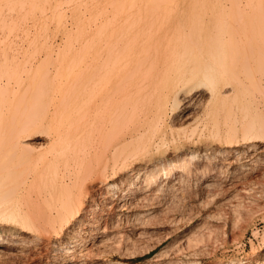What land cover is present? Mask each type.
<instances>
[{
    "label": "bare ground",
    "instance_id": "6f19581e",
    "mask_svg": "<svg viewBox=\"0 0 264 264\" xmlns=\"http://www.w3.org/2000/svg\"><path fill=\"white\" fill-rule=\"evenodd\" d=\"M247 1L248 0H246V3H243L242 0H230L229 2H223L221 0H190L180 3L174 0H160L158 2L148 0L140 5L139 16L136 17L133 23H131L132 25H130V32L133 31V33H130L132 38L126 50L127 60L124 62L122 61L120 66L113 67V65L107 62L108 60L105 61V57L100 53L102 47L107 45V52L110 54L112 50L110 51L109 46L111 45L109 44L112 36L110 34L103 36L101 33H95L92 41L96 46L94 51L95 54L91 57L92 59H87L88 63L86 65L80 68V79L78 82L72 84L61 83V91L57 90V93L50 97L48 96L49 98L45 94L47 107L44 109L47 110H43L44 112L40 110L43 108L40 104L43 102H40L41 99L37 96V91L34 95H31L35 96V100H37H34L36 105L38 102L40 103L37 107L42 113H36L38 112V108H32L36 105L34 106L32 103L33 100L30 101L32 107L29 105V111L34 109L33 111L35 112L33 113L30 111L31 114L28 112L23 116H19L18 122H15L13 127L15 128V132L12 142V148L15 154L6 164H2L3 168L0 169V257H2V248L4 246H9L19 240L16 234L17 232H21L20 234L23 235L22 233L32 232L33 234V231H44L48 233V235H50L49 233L57 234L56 236L58 239V235H60L66 227H72L71 232L68 234V237L71 236L70 238L72 241L70 246L68 244V246H63L58 249L62 254L75 251L73 248L77 246L76 244H72L78 241L82 242V244L78 243L80 244V248L90 241H94L93 243H95V241L97 242V245L94 244L96 245L95 248L91 247L93 243H88L91 245H89L91 248L87 247L88 249L86 251L81 252L80 250H76L78 258L81 260L96 257L100 258V255L107 253V249L114 250L113 247H115L118 252H123L124 250L122 251L121 246L119 247L121 241L118 240L120 242L117 243V240L114 241L113 239L124 238V231L116 228L118 227L116 224L114 226L112 224V220L119 215L118 212L120 211H118V209H121V207L115 203L114 199L117 195L116 189L120 186H126V188L124 187V189H121L120 195L124 203L122 206L126 205V199L129 200L128 198L130 197H138L141 195L140 198H137V201L133 198L136 201L134 203V209H139V207L141 209L137 211L141 213L140 216H137L138 218H142V216L148 218V215L151 214L149 211L154 208L153 206L148 207V205H155L153 203L157 204L160 197L171 190H175L177 186H185L188 182L197 184L202 182L201 179H205L203 188H201L204 191L203 193L211 195L236 189L237 184L233 182L235 181V176L231 175L229 177V175H224L227 168L225 167L226 170H224L223 167L229 166L237 160L231 161L230 157L242 152L241 150L240 152L238 151L237 148L239 146L243 145L254 151L264 145V84L261 82L262 78H264V67H262L264 66V51L261 50V47H259L260 45L258 48L256 46L258 43L257 41H259L258 39H263L264 41V5H261L263 4L262 0H259V2L262 1L261 4L258 3L260 4L259 6H257L258 4L254 3V1ZM5 2L6 1H4V3ZM11 2H15L16 4L17 0H11ZM36 2L35 4H37ZM113 2L114 1L109 3L108 8L113 6L111 4L116 5V3ZM20 4L21 3H19V5ZM11 5L12 4H10V6ZM33 7L31 6V8ZM57 7L59 6H56V9ZM21 9L24 8L21 7ZM24 12L26 13L27 11L25 10L23 13ZM39 12L41 13L40 10ZM256 12L259 13V15L257 14L258 17H255V15L253 16ZM57 13H59V11ZM182 13L189 14V16L178 15ZM27 14L28 13H26V15ZM35 16L36 14L34 17ZM22 18L23 16L21 19ZM107 20L105 21L107 22ZM84 21L86 22V20ZM50 22L56 23L53 20ZM102 23L103 22H101V24ZM97 25L99 24L97 23ZM35 28L37 29V26ZM29 29L32 30V27ZM100 29L102 28L100 27ZM41 31L43 32V29ZM8 32L9 34L12 33L7 30V33ZM19 32L21 35V31ZM34 33L36 34V32ZM175 33L180 37L182 35H187L189 39L183 43L184 46L180 44V48L176 49L170 57H164L160 52L153 54L148 52L161 45L168 37H171L168 35H175ZM204 33H215L214 38H218L217 40L214 39L216 44L219 42V44L221 43L222 45L223 40L229 39L230 41L228 42L227 40L228 44H226L227 46L230 45L228 50L223 47L224 45L212 49L208 45V50L201 51L206 48L204 45V48L201 46L200 51L196 50L198 49L195 48L197 45L195 46L194 42H192L190 35L202 37ZM180 37L177 39H180ZM89 39L91 40V38ZM22 40L23 39H21V41ZM237 40L239 42L241 40L243 41L241 42L242 48L245 47L248 41L246 45L248 50H238L240 49V43H238ZM244 41L245 45L243 46ZM263 41L262 43L260 41L261 45L264 44ZM89 42L91 43V41ZM115 42L117 43V41ZM27 43H25V46ZM121 43L119 45H121ZM112 44H114V42ZM253 44H255L256 48ZM215 45H213V47ZM217 46L218 44L216 47ZM248 47L253 48L249 49ZM263 47L264 45L262 48ZM34 52L36 51L34 50L33 54ZM115 53H117V50ZM114 57L116 59V56ZM30 63L33 64L31 61ZM132 63H134V65H131ZM36 67L34 66V68ZM39 69H41V67H39ZM34 71L35 70H33V72ZM35 75L33 77L34 79L36 77ZM14 80L15 82L17 81L16 77ZM19 82L17 84H19ZM2 84L3 82H0V86H2ZM45 84L47 85L46 82ZM42 88H39L38 92L43 94L42 91L45 88H43V90ZM70 90H76L78 93L77 96H70L68 94ZM42 96H44V94L41 95V98ZM30 98L32 99V97ZM201 101V112H198H200V115H204V117L201 115L204 119L201 118L203 121L201 120L202 125L199 128L198 125H195V131H198L197 128L201 130L196 140L208 134L205 136L208 141L206 140V142H203L205 146L203 145L204 147H200L197 141L194 139L189 140L187 136H185L187 138H184V141H177L179 135L177 134L178 136L175 137L177 139H175L173 136L175 133H171V131L175 130L173 129L174 125L172 124V119L178 115L184 122L189 120L193 112H191V110L197 107L196 105ZM43 106H45V104H43ZM2 109L4 108L2 107ZM24 116L25 118L22 119ZM73 116H75V118L78 117V119L80 117L81 121L78 119L72 121ZM82 116L84 119L85 117L89 119L82 120ZM92 117H103V120L94 121ZM104 117H106L105 120ZM123 117H125L126 120H122ZM198 118L200 117L198 116L196 119ZM90 119H92V121H90ZM190 122L192 123V120ZM197 123L199 122H196V124ZM119 126H122L123 129L114 132ZM178 131L179 130H177V132ZM168 132L173 136L171 144L168 140L165 141L168 138ZM192 133L190 132V134L187 135H191ZM195 134L197 133H194V135ZM181 135L183 136L185 134ZM194 135H192V137ZM168 139H170V137ZM260 142L262 144H260ZM159 146H161V148ZM162 147L163 151L171 149L173 154L170 156L168 155L169 157L160 160V162L156 164L141 165L145 157H147L148 152L151 153L152 150H161ZM181 147L186 148L180 150L179 148ZM214 159L216 162L220 161L223 167L218 166L217 168L213 163L203 164L200 168L197 166L203 161L206 162L207 160H211L212 162ZM244 169L246 168L244 167L241 169L242 173ZM250 169H252V167ZM216 171L218 172L217 176L209 175V173H215ZM247 172H249V170ZM262 172L264 171L262 170ZM227 173H229V171ZM177 174H179L178 177L174 178ZM249 174L251 173L249 172L248 175ZM263 174L264 173H262V176H264ZM262 180L264 181V179ZM256 181L258 180L256 179L254 183H256ZM247 183L245 185H247ZM239 185L242 184L240 183ZM243 188H245V186ZM103 193L107 195L108 193H112L106 198L107 200L104 199V203L112 202L113 204L108 207V209L103 207L104 209L102 208L100 212H96L100 202L97 201L99 200L97 197L102 196ZM233 193L234 192L230 194L232 195ZM239 193L240 191L237 194ZM165 196H167V194ZM162 199L161 202L163 201ZM96 201L98 203H96ZM91 202H94V204H91ZM245 206L247 207V205ZM230 207H233V205ZM102 220L106 221L104 225L102 224L103 226L101 225ZM144 220L145 221L142 220L143 224L148 223V219ZM135 222L137 223V221ZM3 224H6L7 227ZM147 226L137 228L139 230V237L150 232V229L153 230V227L148 228ZM85 234H87V236H85ZM31 236L32 235H30V237ZM50 236L52 237V235ZM43 244L41 243V245ZM182 248L181 251L177 252V255L182 252ZM47 250L45 252H47ZM116 250L112 252H116ZM123 253H125V251ZM11 256L13 257V255ZM74 256L76 255L74 254ZM52 258L54 259V257ZM156 262L157 260L155 263ZM170 262L169 264H172V262ZM185 263L187 262L185 261ZM38 264H40V262ZM256 264H264V260L258 263L256 262Z\"/></svg>",
    "mask_w": 264,
    "mask_h": 264
},
{
    "label": "rangeland",
    "instance_id": "374dc122",
    "mask_svg": "<svg viewBox=\"0 0 264 264\" xmlns=\"http://www.w3.org/2000/svg\"><path fill=\"white\" fill-rule=\"evenodd\" d=\"M4 1H6V2L4 3ZM12 1H16V0H12ZM36 1H38V2H36ZM51 1H52V3H51ZM112 1H114L113 3H116V5L111 4L113 6L112 7L110 6V8H108L109 3ZM146 1H148V0H99V1L98 0H65V1L64 0H60V1L59 0H17V2L15 4V2H11V0H8V1L7 0H0V13H1L0 14V44H1V46H0V82L1 83L3 82L2 86H0V169L3 168L2 164H6V162L9 159H11L15 154V152L13 151V148H12L13 136H14V132H15V128H13V127L15 125V122L16 121L18 122V120L20 118L19 116H23V115L27 114L28 112H29V114H31L30 111H32L34 113L35 111H33V110L36 109L37 106H39L38 104H40L38 102L36 105L35 101H37V100H35L36 99L35 96H31V95H34L35 92L37 91L38 95L37 94L36 95L40 97V99H41V100L39 99L40 102L41 101L43 102L42 104H40V105H42L43 108L40 110L45 111V110H47V109H44L45 107H47L45 94L47 97L48 96L50 97L51 95L56 94L57 90L61 91L60 90L61 85H62L61 83H71L72 84V83L78 82V80L80 79V71H81L80 68L83 67L84 65H86L88 63L87 59L88 58L92 59L91 57L95 54L94 51H95L96 46L92 42L95 33H101L103 36H107L108 34H110L112 36L110 39L111 42L109 44V45H111V46H109V49H110V51L112 50L110 52V54H109V52H107L108 51L107 50L108 48H106L107 45H104L102 47V50H100V53L103 57H105L104 58L105 61L108 60L107 62L110 63L111 65H113V67L120 66L122 64V61L124 62L127 60L126 59V50H127L128 44L131 42L130 39L132 38V35L130 33H133V31L130 32V25H132L131 23H133L134 19L139 16L140 5H142ZM154 1L158 2L160 0H158V1L154 0ZM161 1H167V0H161ZM169 1H172V0H169ZM174 1L182 3L183 1L188 2L190 0H174ZM221 1L229 2L230 0L229 1L228 0H221ZM248 1H254V3H256V4H258V3L261 4V2L263 1L262 2L263 4H261V5H264V0H262L260 2H259V0H258V2H257V0H248ZM27 2L28 3L30 2V3L28 4ZM35 2L37 4H35ZM242 2L246 3V0H242ZM19 3H21V4L19 5ZM57 3H59V4H57ZM10 4H12L11 5L12 7L10 6ZM33 4H34V7H33ZM260 4H258L257 6H259ZM31 6L33 8H31ZM56 6H59V7H57V9H56ZM72 6H74L75 8ZM1 7H2V9H1ZM14 7H16V8H14ZM21 7L24 9H21ZM36 7L38 10L36 9ZM91 7H92V9H91ZM89 8H90V11H89ZM93 8H94V10H93ZM3 9H4V12H3ZM9 9H11V10H9ZM55 9H56V12H55ZM22 10L23 11L26 10L27 11L26 13H28V14L26 15V13L25 12L23 13ZM39 10L41 11V13L39 12ZM60 10L62 13L60 12ZM106 10H108V11H106ZM58 11H59L60 15H59V13H57ZM53 13H55V14H53ZM24 14H25V16H24ZM35 14L38 18L36 16L34 17ZM43 14H44V16H43ZM257 14L259 15V13L256 12V14H253V16L255 15V17L256 16L258 17ZM2 15L3 16L5 15V16L3 17ZM41 15H42V17H41ZM92 15H94V16H92ZM178 15L179 16H189V14H185V13L178 14ZM11 16H12V18H11ZM22 16L24 19L23 18L21 19ZM58 16H59V19H58ZM15 17H16V19H15ZM19 17H20V19H19ZM25 17L28 18L29 20L26 19ZM52 17H53V19H52ZM107 17H108V20H107ZM45 18L47 19V22H46ZM103 18H104V20H103ZM20 20H23V21H20ZM24 20H25V22H24ZM52 20L55 21L56 23L50 22ZM84 20H86V22ZM105 20H107V22ZM15 21H17V22H15ZM94 21H95V23H94ZM48 22H50V23H48ZM101 22H103V23L101 24ZM97 23L99 25H97ZM10 24H12V25H10ZM51 24H52V26H51ZM19 25H21V26H19ZM27 25H28V27H27ZM49 25H50V27H49ZM83 25H85V26H83ZM36 26H37L38 30L35 28ZM15 27L18 29H16ZM22 27H23V29H22ZM31 27H32V30L29 29ZM87 27H89V28H87ZM100 27L102 29H100ZM122 27H123V29H122ZM95 28H97V29H95ZM12 29H15V30H12ZM42 29H43V32L41 31ZM85 29H87V30L90 29L91 31L88 30V32H87V30H85ZM111 29H113V30H111ZM7 30L12 32V33H10L11 35L9 34V32L7 33ZM19 31H21V33H22L21 35H20ZM15 32H16V34H15ZM34 32H36V34ZM53 32H54V34H53ZM91 33L92 34L94 33V34L92 35ZM71 34H72V36H71ZM30 35H31V37H30ZM47 36H49V37H47ZM168 36H171V37H168V39L165 40L163 43H161V45H159L158 47H156L154 49H151V51H148V52L152 53V54L160 52L161 55H163L164 57H170V55H172V53L174 51H176V49L180 48L179 47V46H181L180 44H183L186 40L189 39V36L182 35L180 37V36H177V33H175V35H168ZM211 36H213V37H211ZM214 36H215V33H213V34L212 33H204V35H202V37L190 35V39L192 40V42H194L195 46L197 45L195 48H198V49H196L198 51L201 50V46L204 48V45L206 46V48H204V49L202 48L203 50H201V51L208 50L209 47H211V49L212 48H219L222 45H224L223 47H225L226 50H228L230 45L227 46L226 44H228V42L230 40L225 39V40H223V42L220 41V42H222V45H221V43L219 44V42H218L217 43L218 46L216 47L217 44L215 43L214 39L217 40L218 38L217 37L214 38ZM13 37H14V39H13ZM35 37H36V39H35ZM178 37H180V39H177ZM89 38H91V40ZM21 39H23V40L21 41ZM193 39H195V40H193ZM202 39H204V40H202ZM8 40H9V42H8ZM13 40H14V42H13ZM211 40H212V43H214V44L211 43ZM227 40H228V42H227ZM258 40H259V41H257L258 43L256 42L257 48L260 45L259 47H261V50L264 51V49H263L264 47L262 48V46L264 44L261 45L263 39H261V40L258 39ZM89 41H91V43ZM115 41H117V43ZM260 41H261V43H260ZM82 42H83V44H82ZM113 42H114V44H112ZM202 42H204V43H202ZM241 42H243V41L242 40L240 42L238 41V43H240V45H239L240 49H238V50L247 49L246 45H247L248 41L246 42V45H245V41L243 43V46L245 45L246 48L245 47L242 48ZM25 43H27L26 46H25ZM61 43H63V44H61ZM120 43H121V45H119ZM207 43H209V44H207ZM85 44L87 45V47ZM255 44H253V46H255ZM208 45H209V47H208ZM213 45H215V46L213 47ZM55 46H56V48H55ZM183 46H184V44H183ZM256 46H255V48H256ZM88 47H90V48H88ZM117 47H118V49H117ZM252 48L250 47L249 49H252ZM28 49H29V51H28ZM103 49H105V50H103ZM34 50L36 52H34V54H33ZM116 50H117V53H115ZM26 52H28V53H26ZM35 53H36V55H35ZM114 56H116V59ZM46 57H48L49 59ZM56 58H57V60H56ZM263 58H264V56H263ZM27 61H28V63H27ZM30 61L33 64H31ZM27 64H29V65L31 64L30 65V67L32 66L31 69H30L29 65H27ZM36 65H37V67H36ZM131 65H134V63H132ZM14 66H15V68H14ZM34 66L37 69L34 68ZM39 67H41V69H39ZM262 67H264V66H262ZM33 70H35V71L33 72ZM53 72H54V74H53ZM34 75L36 76L35 79L33 78ZM37 75H39V76H37ZM15 77L17 80L16 82L14 80ZM74 78L77 80H75ZM119 78H120V75H119ZM42 79L47 83L48 86L45 84V82ZM34 80H35V82H34ZM262 80H261V82H262V84H264L263 83L264 78H262ZM32 81H33V83H32ZM57 81H59V82H57ZM18 82H19V84H17ZM4 84H5V86H4ZM42 86H43V88H45L44 90H43ZM3 87H4V89H3ZM39 88H42V90H43V91L41 90L44 94V96H42L43 100L41 98V95H43V94L38 92ZM28 91H29V94H28ZM44 92H46V93H44ZM68 94L72 97H75V96H77L78 93L76 90H70ZM30 97H32V99ZM30 101H32L34 106L35 105L36 106L32 107V103H30ZM201 103H202V101L196 105L197 107H194L196 109L193 108L191 110V112L193 111L191 113L192 114L191 118L187 121L190 122L192 120V123L191 122L189 123L187 121H185L186 122L185 123L182 119H180L178 117V115H176L172 119L173 121L171 120L172 124L174 125L173 129H175V130L171 131V133L174 132L176 134V136H175V134L173 135L174 138L179 135L177 137L178 139L175 138V139H177V141H184L188 137L189 140L194 139L195 141H197L198 145L200 147L205 146L203 142H206V140L208 141V139L205 137L208 134L203 136L205 138L202 137L203 138L202 139L199 136L200 139L196 140L198 135L200 134L199 131H201L198 128L202 125V121H203L202 119H204V118H202V116L204 117V115L203 114H201L202 116L200 115L201 108H202ZM43 104H45V106H43ZM29 105L34 109L29 111V107H30ZM2 107L4 109H2ZM199 108H200V110H199ZM37 111L38 112H36V113H39V112L42 113V111H39V108L37 109ZM198 111H200V112H198ZM198 113H199V115H198ZM194 116H196V117H194ZM198 116L200 118L196 119ZM24 118H25V116L22 117V119H24ZM102 118L101 117H95V118L92 117V119L94 121H96V120L100 121V119H102ZM77 119H78V117H76V118H75V116L72 117V121H76ZM86 119H89V118L85 117V119H84V117H83L82 120H86ZM92 119H90V121H92ZM105 119H106V117H104V120ZM194 119H195V122H194ZM78 120L81 121L80 117ZM122 120H126V118L123 117ZM199 120L200 121L202 120V121L200 122ZM21 121H23V120H21ZM196 122H199V123L196 124ZM195 125L196 126L198 125V128H197L198 131H195L196 130ZM122 129H123L122 126H119L116 128V130H114V132H117V130H122ZM177 130H179L178 131L179 133L185 134V135H183L184 137L181 134H179L177 132ZM190 132L191 133L193 132V133L191 135H187V134H190ZM171 133L168 132L169 136L167 135V137L168 138L170 137V139L165 138L166 139L165 141L168 140V142H170V144H171V141L173 140L172 139L173 136ZM194 133H197V134L194 135ZM192 135H194L193 137H196V138H193ZM185 136H187V137H185ZM189 136H190V138H189ZM106 138H107V136H106ZM168 142H165V143L169 144ZM157 144H160V143H157ZM260 144H262V143L260 142ZM164 146H166V145H164ZM159 147L161 148V146H159ZM186 147H181L179 149L183 150ZM237 149L239 152H240V150L242 152H240L238 155L235 154V155H232L230 157L231 161H234L237 159L236 161H234V163L232 162L234 165L231 164L229 166L223 167L222 164L220 163V161L216 162L215 159H214L215 161L212 160V162H211V160H207L206 162L203 161L200 165H197V166H199L198 168H200L201 165H203V164L213 163V165L217 166V168H218V166L219 167L222 166L224 168V170H226L225 169V167H226L227 168L226 171L227 172L229 171V173H227L225 171L224 175H226V176L229 175V177L231 175L235 176V181H233V182L234 183L236 182V184H237L236 189H234V190L232 189L230 191L218 192L215 195H213V194L211 195V194L203 193L204 191L202 190V188H203V185L205 183V179H201L202 182L197 183V184L188 182V184H185V186L184 185H180L179 187L177 186L178 189L176 187V189H175L176 191L171 190L170 192L166 193L167 196H165L166 194L163 195L164 198H163V196L160 197L157 204L153 203L156 206L147 204L148 207L153 206L155 208V209L153 208L151 211H149V212H151L152 215L149 214L148 218L147 217L145 218L142 215H141L142 218L141 217L138 218L137 216H140L141 213H139L137 211H140L141 209H140V207H139V209L138 208L134 209V203L137 201L138 197L139 198L141 197V195H139L138 197L137 196L136 197H130V198H128L129 200L126 199V202H127L126 205L122 206V204H124V203L122 201L123 198L120 194H121V189H124V187L126 188V186L118 187V189H116L117 195L115 196L114 199H115V203H117V205H119L121 207V209H118V211H120V212H118L119 215L117 216L118 220H117V218H114L112 220V224H113V226L116 224V226H118L116 228L123 230L124 231L123 235H125V236H124V238H121V239L115 238L113 240L114 241L117 240V243L121 241L119 243V247L121 246L122 251L124 250L125 253H123L124 251L118 252L116 250V248L113 247L114 250H112V249L111 250L112 251L116 250V252H112L110 249H107L109 251V253H108V251H106L107 253L100 255L101 256L100 258L96 257V258H91V259L89 258L87 260H81L78 258V253L76 250H80L81 252L86 251L88 249L87 247H90L91 245H92L91 246L92 248H95L97 245L96 244L97 242L95 241V243H93L94 241H90L88 243H90V244L93 243V244L90 245L87 243L86 245H84L83 247L80 248V244H82V242L78 241L77 243L72 244V245L76 244V246H77V247L73 248V250H75V251H72L71 253H68V254H62L60 251H58V249L62 248L63 246H68V244L70 246L71 241H72V239L70 238L71 236L68 237L69 236L68 234H69V232H71L72 227H69V228L66 227V229L68 231L66 229H64L63 232L60 235H58L59 240L57 239V236H56L57 234L49 233L50 235H52V237H51L50 235H48V233H45L44 231H38V232L33 231V234L35 236L32 234V232L22 233L23 235L20 234L21 232H17L16 234L18 235L19 240L14 244L9 245L10 247L4 246L2 248L4 251L2 250L1 255L3 258L0 257V264H7L8 262H9L8 264H38L39 262H40V264H47V263L48 264L49 263L50 264H53V263L54 264H62V263L63 264H84V263L85 264H87V263L88 264H111V263L112 264H150L151 263L152 264V262H153V264H161L162 260H163L162 264H169L170 261L172 262V264H228V263L229 264L230 263L231 264H256V262L258 263V262L264 260V181L262 180V179H264V176H262V173H264V172H262V170L264 171V145H263V147H260L259 149L254 150V151L251 149H248L247 147H245L243 145L239 146ZM257 152H258V154L259 153L260 154L258 155ZM151 153L148 152L147 157H145L146 160L144 159V161L142 162L143 164H141V165L145 166V165L156 164V163L160 162V160H163L164 158H167L171 154H173V151L171 149H167V150L163 151V147H162L161 150H158V151L152 150ZM242 153L244 156L242 155ZM250 153H252L254 155H252ZM250 157H251V159H250ZM252 161H254V162H252ZM216 163H219V164H216ZM257 163H259V164H257ZM250 165H251L252 169H250L251 168ZM244 167L246 169H244L243 173H242L241 169ZM247 168H248L249 172L251 173L249 175H248L249 172H247L248 171ZM217 174H218L217 171L215 173H209V175H211V176H215V175L217 176ZM178 175L179 174L175 175L174 178L178 177ZM238 176H239V178H238ZM242 177H244L245 179ZM225 178H227V177H225ZM256 179L259 182L256 181V183H254ZM241 180L243 181L244 184L242 183ZM250 180H252L253 182ZM247 181H248V183H247ZM198 182H200V181H198ZM249 182H250V184H249ZM240 183L243 186L239 185ZM246 183H247V185H245ZM250 185H251V187H250ZM187 186H189V187H187ZM244 186L246 189L243 188ZM239 188H240V190H239ZM197 190L198 191L201 190L202 192L201 191L198 192ZM236 190H237V193L239 191H240V193L237 194ZM245 190H247V191H245ZM232 192H234V193L231 195L230 193H232ZM110 194H112V193H110ZM110 194L108 193V195H107V194L103 193L102 196L104 198L102 196L97 197V199H99L97 201H100V202H99V205H98L99 207H97L98 209L96 212H98V211L100 212L103 207L105 209L106 208L108 209V207H110L113 204L112 202L106 203V204L104 203L105 202L104 199L108 198V196ZM133 198H135L136 201ZM161 199L163 200L162 202H161ZM97 201H96V203H98ZM118 201H119V204H118ZM92 203L94 204V202H91V204ZM103 204H105V205H103ZM232 205H233V207H230ZM245 205H247V207ZM127 207H129V208H127ZM134 212H136V213H134ZM143 218L148 219L147 220L148 223L143 224V221H145ZM128 219H130V220H128ZM117 221H119V222H117ZM135 221H137V223ZM104 222L106 223L105 220H102L101 225L102 224L104 225L105 224ZM147 224H148V226H147ZM3 225L5 227H7L6 224H3ZM142 226H144V227L147 226L148 228L153 227V230L150 229L149 230L150 232L139 237L138 236L139 230L137 228L142 227ZM25 234H27V235H25ZM30 235H32V236L30 237ZM85 236H87V234H85ZM37 237L40 239H38ZM54 238H55V240H54ZM128 239H129V242H128ZM21 240H22V242H21ZM39 240H40V242H39ZM118 240H120V241H118ZM31 243H32V245H31ZM41 243L42 244L44 243V244L41 245ZM78 243H80V244H78ZM94 244H96V245H94ZM182 247H184V248H182ZM47 248H48V250H47ZM173 248H174V251H173ZM181 248H182V252H180L179 255H177L178 254L177 252L181 251ZM9 249L10 250L13 249V250L10 251ZM125 249H127V250H125ZM178 249H180V250H178ZM183 249H184V251H183ZM21 250H22V252H21ZM46 250L48 253L45 252ZM9 251H10V253L8 254ZM20 252H21V254H20ZM57 252H59V253H57ZM53 253H55V254H53ZM74 254L76 256H74ZM169 254H170V256H169ZM11 255H13V257ZM6 257H8V258H6ZM52 257H54V259ZM1 258H2V260H1ZM46 258H48V259H46ZM55 259H57V260H55ZM32 260H34V261H32ZM59 260H60V263H59ZM156 260H157V262L155 263ZM158 260H159V262H158ZM164 260L165 261L169 260V261L165 262ZM57 261H58V263H57ZM185 261L187 263H185Z\"/></svg>",
    "mask_w": 264,
    "mask_h": 264
}]
</instances>
